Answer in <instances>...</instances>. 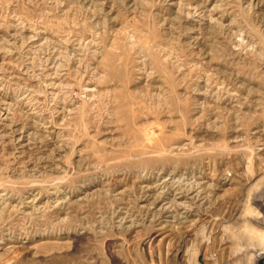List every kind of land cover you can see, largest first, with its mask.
Segmentation results:
<instances>
[{"label":"rangeland","instance_id":"rangeland-1","mask_svg":"<svg viewBox=\"0 0 264 264\" xmlns=\"http://www.w3.org/2000/svg\"><path fill=\"white\" fill-rule=\"evenodd\" d=\"M264 0H0V264H260Z\"/></svg>","mask_w":264,"mask_h":264},{"label":"bare ground","instance_id":"bare-ground-1","mask_svg":"<svg viewBox=\"0 0 264 264\" xmlns=\"http://www.w3.org/2000/svg\"><path fill=\"white\" fill-rule=\"evenodd\" d=\"M257 258H256V260L257 261H263L264 262V253L262 254L261 253V255H259V256H256ZM256 264V263H255Z\"/></svg>","mask_w":264,"mask_h":264},{"label":"water","instance_id":"water-1","mask_svg":"<svg viewBox=\"0 0 264 264\" xmlns=\"http://www.w3.org/2000/svg\"><path fill=\"white\" fill-rule=\"evenodd\" d=\"M260 264H264V262L263 261H260Z\"/></svg>","mask_w":264,"mask_h":264}]
</instances>
